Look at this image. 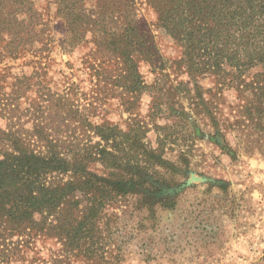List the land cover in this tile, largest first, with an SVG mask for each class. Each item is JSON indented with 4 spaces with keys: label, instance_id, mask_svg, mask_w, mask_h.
Instances as JSON below:
<instances>
[{
    "label": "trees",
    "instance_id": "16d2710c",
    "mask_svg": "<svg viewBox=\"0 0 264 264\" xmlns=\"http://www.w3.org/2000/svg\"><path fill=\"white\" fill-rule=\"evenodd\" d=\"M89 1L52 2L68 33L62 50L94 46L90 65L102 96L87 97L74 83L63 92L44 85L40 70L52 40L36 3L0 0L1 59L31 54L36 65L35 74L16 76L11 95L0 99V115L10 122L0 128V264H104L108 255L116 260L121 249L110 250L115 243L105 235L108 210L149 205L163 193L170 198L156 178L170 134H159L156 148L145 143L149 123L137 107L151 93L150 121L155 130H166L158 124L170 119L160 100L170 102L180 90L148 86L140 65L164 74L170 61L133 0ZM147 2L159 28L183 48L174 72L183 69L195 86L206 76L230 86L240 102L236 124L264 131V0ZM32 92L28 108H21ZM203 93L197 98L204 106ZM113 99L129 115L127 128L96 120ZM191 105L188 113L171 108L170 117L195 124L192 113L199 106ZM45 241L60 246L50 259L43 256Z\"/></svg>",
    "mask_w": 264,
    "mask_h": 264
},
{
    "label": "rangeland",
    "instance_id": "374dc122",
    "mask_svg": "<svg viewBox=\"0 0 264 264\" xmlns=\"http://www.w3.org/2000/svg\"><path fill=\"white\" fill-rule=\"evenodd\" d=\"M33 1L50 25L52 40L40 70L44 85L53 92H63L74 83L84 96H102L90 65L93 44L87 42L65 53L60 44L68 33L56 18L53 0ZM133 2L138 17L149 23L162 55L170 61L164 74L141 63L145 83L180 90L169 100L175 108L160 100L164 117L170 118L158 120L165 131L155 130L150 121L155 105L151 93H146L137 106L140 117L149 123L145 143L156 148L159 134H170L156 165V178L162 187L169 188L170 198L163 193L160 196L164 200L157 195L149 205L144 202L136 208L109 209L111 225L104 226L105 235L115 243L110 250H116V245L121 250L118 259L108 255L104 264H264V131L236 124L240 102L230 86L222 88L208 76L195 86L183 69L175 73L173 62L180 60L183 48L159 28L158 15L147 0ZM95 3L90 0L88 4ZM32 59L31 54L16 60L1 59L0 54V99L11 95L16 76L35 74ZM201 92L207 105L199 104L197 95ZM29 94L20 101L23 109L35 97L33 92ZM193 103L199 106L197 114L192 113L195 124L170 117L171 108L188 113ZM103 108L104 116L96 119L98 122L127 128L129 115L117 100L107 101ZM8 124L0 115V128L6 129ZM41 247L47 259L60 250L55 241H45Z\"/></svg>",
    "mask_w": 264,
    "mask_h": 264
},
{
    "label": "water",
    "instance_id": "95a60500",
    "mask_svg": "<svg viewBox=\"0 0 264 264\" xmlns=\"http://www.w3.org/2000/svg\"><path fill=\"white\" fill-rule=\"evenodd\" d=\"M194 180H197V177H194Z\"/></svg>",
    "mask_w": 264,
    "mask_h": 264
}]
</instances>
